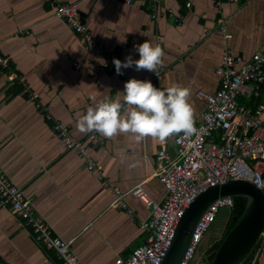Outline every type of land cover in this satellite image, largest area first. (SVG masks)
I'll return each mask as SVG.
<instances>
[{
	"label": "crops",
	"instance_id": "1",
	"mask_svg": "<svg viewBox=\"0 0 264 264\" xmlns=\"http://www.w3.org/2000/svg\"><path fill=\"white\" fill-rule=\"evenodd\" d=\"M57 1L78 5L92 37L103 43L112 59L123 61L128 54L137 58L134 43H160L164 55L159 85L189 89L193 126L201 123L204 111L197 91L216 90L215 69L222 56L248 57L264 44V0H159L155 18L153 0ZM53 11L44 0H0V56L11 68L0 64V168L23 189L53 234L73 239L72 250L82 264H111L144 243L139 221L148 211L132 195L126 202L134 216L110 207V191L78 156L64 149L52 122L26 94H36L56 119L68 125L72 137L87 145L112 184L124 191L144 181V190L155 201L166 194L155 165L163 141L152 137L136 141L131 134L106 138L79 129L77 120L88 106L106 97L123 102L119 91L125 76L96 70L104 55L86 49L81 36ZM123 36L126 42L120 43ZM14 73L27 89L15 83ZM127 73L139 79L151 74L131 69ZM238 100L250 108L263 103L264 82L257 93ZM261 118L264 124V112ZM164 144L174 155L173 135ZM205 260L203 255L195 264ZM0 264L60 262L53 251L34 242L29 229L7 207H0ZM251 264H264V251L255 250Z\"/></svg>",
	"mask_w": 264,
	"mask_h": 264
},
{
	"label": "built area",
	"instance_id": "2",
	"mask_svg": "<svg viewBox=\"0 0 264 264\" xmlns=\"http://www.w3.org/2000/svg\"><path fill=\"white\" fill-rule=\"evenodd\" d=\"M51 3L54 15L81 36L88 50L95 49L104 55L106 65L96 70L114 71L109 53L102 42L96 41L88 30L80 9L75 3L57 0H44ZM134 0H123L130 4ZM159 0L152 1V17L158 15ZM189 5V3H187ZM172 16V13L169 14ZM225 31L224 27H221ZM160 45V43H157ZM7 60L0 56V64ZM76 68L80 63L76 62ZM162 63L144 79L152 81L162 89ZM219 84L213 93L197 91L204 102L201 123L193 126L194 131L184 136L174 134L175 154L171 155L165 147V140L155 155L156 176L165 189V196L158 201L151 199L140 181L127 190H121L106 178L101 166L89 152L87 145L72 137L67 124L56 119L47 105H43L37 95L28 91L34 101V108L52 122V129L64 149L74 153L84 163L86 170L107 188L112 196L111 206H117L129 215L134 210L126 202L128 195L134 196L147 209L148 214L139 221L145 232L144 243L135 247L126 257H115L111 264H160L171 243L176 224L183 211L194 197L209 186L224 183L230 178L246 179L254 183L264 194V124L262 113L264 102L254 108L241 104L240 96L251 97L257 93L264 82V44L261 50L248 57L225 53L215 69ZM125 81L130 78L124 70ZM26 88L25 82L14 73ZM27 89V88H26ZM233 198L215 200L202 214L191 236L189 245L179 264H191L195 251L205 233L215 221L221 208H231ZM0 207H7L29 229L34 242L53 251L60 264H82L72 250V240H65L53 234L47 223L35 212L23 189L14 184L0 168ZM256 251H264V228L256 243Z\"/></svg>",
	"mask_w": 264,
	"mask_h": 264
},
{
	"label": "clouds",
	"instance_id": "3",
	"mask_svg": "<svg viewBox=\"0 0 264 264\" xmlns=\"http://www.w3.org/2000/svg\"><path fill=\"white\" fill-rule=\"evenodd\" d=\"M119 42L125 43V37ZM133 48L138 53L137 58L131 54L126 55L123 61L113 58L117 75H123L127 69L153 73L162 63L164 53L159 45L144 40L134 43ZM100 63L106 65L102 59ZM119 92L123 94V102L106 97L94 106H88L77 120L79 129L95 131L106 138L131 134L136 141L145 137L164 141L174 134L188 136L194 131L187 87L172 85L160 89L149 79L130 77Z\"/></svg>",
	"mask_w": 264,
	"mask_h": 264
},
{
	"label": "water",
	"instance_id": "4",
	"mask_svg": "<svg viewBox=\"0 0 264 264\" xmlns=\"http://www.w3.org/2000/svg\"><path fill=\"white\" fill-rule=\"evenodd\" d=\"M245 197L246 205L228 231L219 238L210 261L204 264H240L256 245L264 228V194L254 183L230 178L200 191L179 218L160 264H179L202 214L217 199Z\"/></svg>",
	"mask_w": 264,
	"mask_h": 264
},
{
	"label": "trees",
	"instance_id": "5",
	"mask_svg": "<svg viewBox=\"0 0 264 264\" xmlns=\"http://www.w3.org/2000/svg\"><path fill=\"white\" fill-rule=\"evenodd\" d=\"M3 66V65H2ZM4 68H7V70H11V68L9 67V61L7 60V63L5 66H3ZM17 75V74H16ZM15 83H17V85L22 88L23 86L21 85V83L19 82L18 79H15ZM28 96V94H26ZM247 199L245 197H234L233 198V206L231 208L228 209V218L225 224V227L223 229V233H226L228 231V229L233 225V223L236 221V219L239 217V215L242 213L245 205H246ZM218 245V240L215 241L212 245H210L205 253V258L206 261H210L214 250L216 249ZM256 246L253 247V249L249 252V254L242 260V262L240 264H251L252 261V257L253 254L255 252Z\"/></svg>",
	"mask_w": 264,
	"mask_h": 264
},
{
	"label": "rangeland",
	"instance_id": "6",
	"mask_svg": "<svg viewBox=\"0 0 264 264\" xmlns=\"http://www.w3.org/2000/svg\"><path fill=\"white\" fill-rule=\"evenodd\" d=\"M227 218H228V208L225 207L221 208L216 215L215 221L212 223L209 230L205 233L201 243L198 245L195 251L194 258L191 261V264H195L198 260H200V258L203 255H205L209 245L213 242V240L221 236Z\"/></svg>",
	"mask_w": 264,
	"mask_h": 264
}]
</instances>
